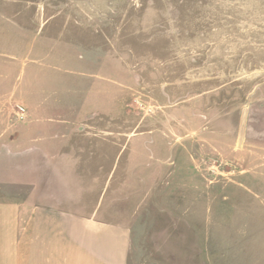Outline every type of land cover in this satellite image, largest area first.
Returning <instances> with one entry per match:
<instances>
[{
    "label": "rangeland",
    "instance_id": "rangeland-1",
    "mask_svg": "<svg viewBox=\"0 0 264 264\" xmlns=\"http://www.w3.org/2000/svg\"><path fill=\"white\" fill-rule=\"evenodd\" d=\"M21 100L104 147V207L157 165L131 264H264V0H0V131Z\"/></svg>",
    "mask_w": 264,
    "mask_h": 264
},
{
    "label": "crops",
    "instance_id": "crops-1",
    "mask_svg": "<svg viewBox=\"0 0 264 264\" xmlns=\"http://www.w3.org/2000/svg\"><path fill=\"white\" fill-rule=\"evenodd\" d=\"M16 102L28 118L16 122L19 131H0V264H131L138 215L157 195L150 193L157 165L125 162L104 207V147L91 149L89 136L78 130L64 132L65 138L71 134L68 147H57L56 135L44 139L46 124L57 122L60 134L77 124L61 117L47 121L43 104ZM95 150L100 160L80 162V155L95 157Z\"/></svg>",
    "mask_w": 264,
    "mask_h": 264
},
{
    "label": "built area",
    "instance_id": "built-area-1",
    "mask_svg": "<svg viewBox=\"0 0 264 264\" xmlns=\"http://www.w3.org/2000/svg\"><path fill=\"white\" fill-rule=\"evenodd\" d=\"M15 114L18 122H24L28 118V110L22 105L16 106Z\"/></svg>",
    "mask_w": 264,
    "mask_h": 264
}]
</instances>
